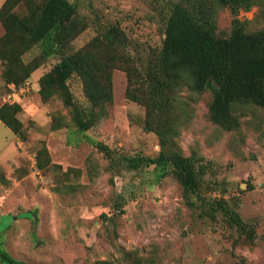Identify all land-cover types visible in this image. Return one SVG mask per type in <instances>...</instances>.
Here are the masks:
<instances>
[{"label": "rangeland", "instance_id": "1", "mask_svg": "<svg viewBox=\"0 0 264 264\" xmlns=\"http://www.w3.org/2000/svg\"><path fill=\"white\" fill-rule=\"evenodd\" d=\"M69 1L89 25L67 53L85 47L99 29L111 30L99 51L117 64L113 98L81 132L60 99L43 102L40 95L41 77L59 61L55 55L42 60L48 46L17 45L18 72L0 58V107L11 87H31L15 103L17 130L0 125V250L21 264H264V110L249 109L238 131L225 132L209 118L211 94L194 95V117L178 138L184 155L196 151L211 162L203 192L225 200L252 226L255 239L248 243L220 211L190 208L172 175L111 168L98 148L105 144L128 157L161 151L145 127L143 72L162 46L164 14L179 0ZM15 12L25 17L30 8L22 2ZM258 12L254 7L236 18L255 32L264 27ZM233 19L230 9L219 10L220 36L231 37ZM6 34L2 24L0 40ZM72 89L84 104L78 80ZM181 95L191 96L187 88Z\"/></svg>", "mask_w": 264, "mask_h": 264}, {"label": "trees", "instance_id": "2", "mask_svg": "<svg viewBox=\"0 0 264 264\" xmlns=\"http://www.w3.org/2000/svg\"><path fill=\"white\" fill-rule=\"evenodd\" d=\"M22 2L30 8V14L25 17L15 12ZM254 7L259 8L258 19L264 21V0L172 2L164 14L162 46L147 57L143 72L145 127L156 134L161 151L156 157L118 156L105 144H98L111 161V168L127 171L155 168L163 176L172 175L182 185L190 208L206 206L209 211H220L227 225L248 243L255 239L252 226L225 200L210 198L203 192L211 162L196 151L184 155L178 138L194 117V95L211 94L209 118L225 132L238 131L249 109L264 110V27L250 32L247 23L236 18L240 11H251ZM221 8L230 9L234 16L230 38L218 33L217 16ZM77 10L78 5L69 0H6L0 9V21L7 30L0 40V58L6 61L7 70L18 72L21 62L15 58L17 45L48 46L42 51V60L55 55L59 61L40 79L42 100L60 99L71 110L72 123L85 132L93 126L95 109L112 101L117 64L99 51L111 34L108 29H99L85 47L67 53L70 42L89 25L79 19ZM8 79L11 83L12 78ZM75 79L81 85L84 104L72 89ZM184 88L191 94L188 99L181 95ZM15 112V104L0 107V120L12 130H17ZM35 222L38 223V217ZM0 258L7 264H21L5 250H0ZM134 264L143 263L136 260Z\"/></svg>", "mask_w": 264, "mask_h": 264}, {"label": "built area", "instance_id": "3", "mask_svg": "<svg viewBox=\"0 0 264 264\" xmlns=\"http://www.w3.org/2000/svg\"><path fill=\"white\" fill-rule=\"evenodd\" d=\"M29 90H31V87L29 84H25V86L20 87L19 89L16 88L15 86H13V87H11V91H9L6 94L4 101L8 104H11V105L18 103L21 95L24 96V94ZM31 161H32V166H36L37 163H36V157L35 156L31 157Z\"/></svg>", "mask_w": 264, "mask_h": 264}, {"label": "crops", "instance_id": "4", "mask_svg": "<svg viewBox=\"0 0 264 264\" xmlns=\"http://www.w3.org/2000/svg\"><path fill=\"white\" fill-rule=\"evenodd\" d=\"M6 0H0V9L2 8L3 4L5 3ZM2 35V24L0 21V37ZM0 125H5L1 120H0ZM6 126V125H5Z\"/></svg>", "mask_w": 264, "mask_h": 264}]
</instances>
